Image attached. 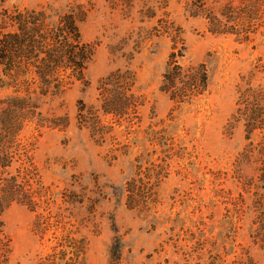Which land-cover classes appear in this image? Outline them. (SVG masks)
<instances>
[{"label": "rangeland", "instance_id": "obj_1", "mask_svg": "<svg viewBox=\"0 0 264 264\" xmlns=\"http://www.w3.org/2000/svg\"><path fill=\"white\" fill-rule=\"evenodd\" d=\"M217 1L222 5L228 0ZM184 2L8 0L10 5L31 8L81 7L85 16L77 24L78 30L84 42L94 45L92 61L84 72L85 83L75 82L44 107L67 116V128L37 132L29 127L21 137L22 142L32 143V162L42 184L54 195L89 197L77 206L56 198L51 204L52 214L68 222L63 230L61 226L56 229L55 237L77 227L74 236L85 239V255L77 264H106L113 230L122 246L123 264H208L213 259L217 264H230L246 257L264 264V231H255L256 224H251L258 214L253 208L256 197L251 187L242 189L233 174L234 161L246 144L242 126L234 124L229 133L226 131L240 77L247 78L254 71L258 57L264 63V38L239 43L233 36L211 35L202 19L187 15ZM145 14L154 17L142 19ZM156 20L173 22L180 28L184 50L180 45L175 50L183 54L179 63L205 65L208 93L204 96L176 105L158 91L170 43L152 28ZM126 68L135 73L145 104L139 127L128 137L127 153L113 157L109 144H96L87 131L76 127L75 105L78 100L93 103L97 81ZM251 83L264 88V72L256 73ZM150 129H163L184 154L181 159L167 161L168 176L158 187V204L147 214H139L125 209L122 200L111 195V187H121L133 175L136 156L159 162V148L149 144L145 134ZM116 137L123 142L126 138L120 128ZM250 174L249 169L240 168L239 181ZM90 193L95 196L90 197ZM232 198L237 202L234 211L228 204ZM93 199L97 205L88 214L86 209L93 207ZM260 210L264 215V208ZM33 218L18 204L2 214L12 244L10 264H36L51 252L55 242L52 231L40 239L32 231ZM82 219L88 222L78 225Z\"/></svg>", "mask_w": 264, "mask_h": 264}, {"label": "trees", "instance_id": "obj_2", "mask_svg": "<svg viewBox=\"0 0 264 264\" xmlns=\"http://www.w3.org/2000/svg\"><path fill=\"white\" fill-rule=\"evenodd\" d=\"M217 2L185 0L184 11L192 18L202 19L211 35L233 36L239 43L253 42L257 36L264 38V0H228L222 5ZM84 16L79 6L56 10L10 5L8 0H0V264H10L12 257L11 240L2 221V214L12 204L23 206L34 215L32 231L40 239L52 231L55 242L51 252L40 257L36 264H77L85 255V239L74 236L77 227L55 237L56 229L61 226L63 230L68 222L52 214L51 204L56 198L63 204L77 206L89 197L73 193L54 195L49 186L42 184L32 162V143L21 141L29 127L37 132L42 128L61 131L67 128V116L44 107L75 82L85 83L84 72L92 61L94 45L84 42L78 30L77 24ZM153 17L154 14L142 15V19L147 20ZM152 28L170 43L158 91L176 105L190 103L207 94L205 65L178 62L183 54L175 52L177 46L184 50L180 28L162 20H156V27ZM110 52L113 51L110 49ZM253 68L254 71H250L247 78L241 76L236 85L235 108L226 131L229 133L234 124L242 126L246 144L234 161L233 174L242 189H253L256 197L253 208L258 214L251 224H256L255 231L263 232L264 215L260 209L264 208V88L251 83L256 73L264 72L261 57L256 59ZM96 92L93 103L76 102L75 125L87 131L96 144H109L113 157L125 155L128 137L139 127L140 110L145 104L135 73L127 68L114 70L97 81ZM119 128L126 136L124 142L117 140ZM145 134L149 144L159 148V162L136 156L133 175L121 187H111V195L121 199L125 209L139 214H147L158 204V187L168 176L167 161L173 157L181 159L184 154L183 148L166 136L163 129H150ZM240 168L251 171L243 181H239ZM94 196L90 193V197ZM228 204L234 211L236 198ZM92 205L85 208L88 214L93 213L97 205L94 199ZM84 222L88 221L82 219L78 225ZM112 232L106 264H123L119 237L114 230ZM208 264L217 263L213 259ZM230 264L256 263L246 257Z\"/></svg>", "mask_w": 264, "mask_h": 264}]
</instances>
